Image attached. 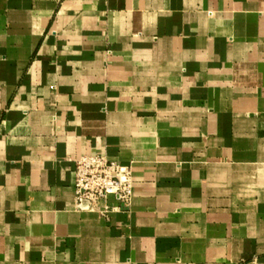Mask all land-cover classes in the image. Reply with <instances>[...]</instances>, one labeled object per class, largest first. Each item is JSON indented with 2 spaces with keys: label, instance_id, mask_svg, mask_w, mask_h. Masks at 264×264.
<instances>
[{
  "label": "crops",
  "instance_id": "0c3cea01",
  "mask_svg": "<svg viewBox=\"0 0 264 264\" xmlns=\"http://www.w3.org/2000/svg\"><path fill=\"white\" fill-rule=\"evenodd\" d=\"M0 264H264V0H0Z\"/></svg>",
  "mask_w": 264,
  "mask_h": 264
},
{
  "label": "built area",
  "instance_id": "2783aa9c",
  "mask_svg": "<svg viewBox=\"0 0 264 264\" xmlns=\"http://www.w3.org/2000/svg\"><path fill=\"white\" fill-rule=\"evenodd\" d=\"M76 209L110 220L116 212L129 211L133 201V169L105 155L75 161ZM115 200V203L111 202Z\"/></svg>",
  "mask_w": 264,
  "mask_h": 264
}]
</instances>
